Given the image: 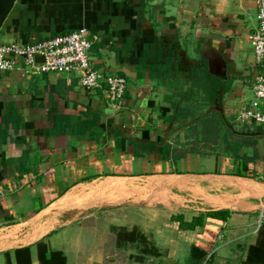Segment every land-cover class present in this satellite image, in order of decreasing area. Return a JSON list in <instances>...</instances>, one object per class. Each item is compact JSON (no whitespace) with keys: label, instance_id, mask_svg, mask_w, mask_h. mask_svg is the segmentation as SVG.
I'll list each match as a JSON object with an SVG mask.
<instances>
[{"label":"crops","instance_id":"obj_1","mask_svg":"<svg viewBox=\"0 0 264 264\" xmlns=\"http://www.w3.org/2000/svg\"><path fill=\"white\" fill-rule=\"evenodd\" d=\"M80 28L94 67L125 77V107L76 72H0V264H40V242L65 264H200L217 244L213 264H242L264 223V125L235 119L263 67L256 1L16 0L0 42ZM162 132L194 145L172 154Z\"/></svg>","mask_w":264,"mask_h":264},{"label":"built area","instance_id":"obj_2","mask_svg":"<svg viewBox=\"0 0 264 264\" xmlns=\"http://www.w3.org/2000/svg\"><path fill=\"white\" fill-rule=\"evenodd\" d=\"M256 1L257 28L249 37L256 61H264V0ZM91 42L84 28L70 33L50 36L26 43L0 42V72H10L22 65L27 72L78 73V83L89 91H98L105 101L115 109L125 107L126 79L110 73L105 68L94 67ZM41 58L42 61H36ZM251 99L235 113L237 122L252 121L264 125V65L251 81ZM1 193V190H0ZM256 225L255 231L260 227ZM215 250L208 251L200 264H210Z\"/></svg>","mask_w":264,"mask_h":264},{"label":"trees","instance_id":"obj_3","mask_svg":"<svg viewBox=\"0 0 264 264\" xmlns=\"http://www.w3.org/2000/svg\"><path fill=\"white\" fill-rule=\"evenodd\" d=\"M206 125L207 124H205V126ZM206 140L208 141L209 139ZM161 149L160 148L158 149L161 151L160 153L161 157L168 158L169 148L165 147L162 150ZM180 155L181 154H178V156ZM229 212L230 211L228 209H217L207 212L206 216L217 219H225L228 216ZM204 217H205L204 214L201 213L193 217L189 222L184 221L182 216H174L173 218L179 222V227L181 229H192L197 225H202ZM116 236L118 240L134 241L138 237V234L135 229L127 231L124 228H121L118 230V232H116ZM37 247H38L40 264H51L52 261H55V263L53 264H65V257L61 252L58 251L48 252V258L46 259L43 258L44 255L43 252H47L45 244L40 242L37 244ZM242 264H264V223L261 224V227L258 230L257 239L255 243L247 248L246 259Z\"/></svg>","mask_w":264,"mask_h":264},{"label":"rangeland","instance_id":"obj_4","mask_svg":"<svg viewBox=\"0 0 264 264\" xmlns=\"http://www.w3.org/2000/svg\"><path fill=\"white\" fill-rule=\"evenodd\" d=\"M205 125V124H204ZM176 132V131H175ZM174 132V133H175ZM214 135H215V133H214ZM161 137H159V138H156V140H159V141H161V143L163 142V143H169V145H171L172 146V154L173 153H177L179 150H182V149H184V146H186L187 147V149L188 148H191L190 146H192V145H194V141H193V139H186L185 137L184 138H179V137H177V136H175L174 138H172V137H167L165 134H164V132H162V134L160 135ZM221 137H223V136H221V134H220V132H218V141L219 140H221L224 144H226L227 145V147H226V149L227 150H229V151H232V155L234 156V150H236L237 149V147H239L238 145H236L232 140L231 141H229V139H223V138H221ZM207 139H210L209 137H206ZM193 142V143H192ZM222 144V143H221ZM149 149H146L147 151H152V150H156L155 148L153 149V148H151V147H148ZM199 148V147H198ZM136 150H137V148H136ZM141 150V149H140ZM142 150H144V149H142ZM205 150H208L207 148L205 149ZM169 153V152H168ZM148 154V153H147ZM170 154V153H169ZM261 224H263L262 222H261ZM219 244H217V246L216 245H214V247H213V249L216 251L217 249H219ZM216 257V255H214L213 256V259L211 260V263L210 264H213V260H214V258Z\"/></svg>","mask_w":264,"mask_h":264},{"label":"water","instance_id":"obj_5","mask_svg":"<svg viewBox=\"0 0 264 264\" xmlns=\"http://www.w3.org/2000/svg\"><path fill=\"white\" fill-rule=\"evenodd\" d=\"M16 0H0V29L8 16L9 12L11 11L14 3ZM36 61H42L41 58H36ZM264 65V61L261 62Z\"/></svg>","mask_w":264,"mask_h":264}]
</instances>
